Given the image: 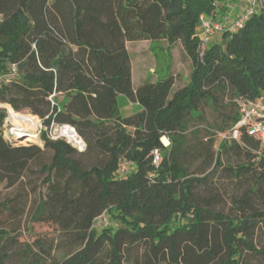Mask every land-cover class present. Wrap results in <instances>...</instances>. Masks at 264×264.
<instances>
[{
	"label": "trees",
	"instance_id": "trees-1",
	"mask_svg": "<svg viewBox=\"0 0 264 264\" xmlns=\"http://www.w3.org/2000/svg\"><path fill=\"white\" fill-rule=\"evenodd\" d=\"M259 1L243 27L203 47L200 18L216 12L217 0H0V104L45 128L69 125L87 146L79 152L47 132L43 148L12 145L0 109V185L16 187L53 151L40 168L48 191L32 220L59 234L33 235L19 249L26 208L17 198L0 202V264L16 248L21 264H264V144L246 127L239 141L218 144L240 121L241 104L264 97ZM161 40L182 44L189 83L174 91L169 74L134 88L127 42ZM58 95L67 101L58 104ZM120 97L142 110L123 116ZM205 105L230 108L209 132L199 128ZM88 157L101 160L87 167ZM224 188L227 212L219 209ZM104 214L122 225L98 232Z\"/></svg>",
	"mask_w": 264,
	"mask_h": 264
},
{
	"label": "rangeland",
	"instance_id": "rangeland-1",
	"mask_svg": "<svg viewBox=\"0 0 264 264\" xmlns=\"http://www.w3.org/2000/svg\"><path fill=\"white\" fill-rule=\"evenodd\" d=\"M217 10L211 16L216 22H220L226 28L231 27L235 20H239L248 9L251 7L250 0H217ZM222 14L224 15L222 17ZM227 17L230 20H227ZM224 19V20H223ZM2 20V16L0 15V21ZM222 40V33L216 34L214 37L210 39L209 43L221 42ZM129 51L131 53L133 59V66H134V86H139L146 82L150 81H157L161 78H165L169 74H173L176 77V85L174 91L185 87L189 81L190 76L192 73V63L189 59L188 55L186 54L182 44L180 42L170 46L169 43L165 40L157 41V42H136V43H129ZM62 98L55 99V102L58 104H62ZM226 103L224 106H226ZM64 106V105H63ZM9 105L0 104V109L5 111L7 119L4 126L5 136L7 137L10 135L12 130V124L10 123L9 116L13 119L15 116H27V117H17L20 120H26L28 123H39L36 125L33 123L34 127H38L37 129V141H25L26 139L19 140L16 146H30V145H37L40 147H44V143L42 141V136L46 133L47 129L45 128L43 121L29 111H22L17 112L19 114L9 112ZM12 108V107H11ZM133 109V108H132ZM203 114L205 117V123L200 125V129L208 131V129L214 128L216 124H219L221 121L220 113L225 111L228 113V110H214L211 106L205 105L203 107ZM222 110V111H221ZM25 114V115H20ZM124 116H127L129 113L126 110L122 111ZM31 116V117H28ZM33 117V118H32ZM11 119V120H12ZM19 122V121H18ZM23 123V122H21ZM197 124V123H193ZM11 128V129H10ZM209 132V131H208ZM212 133V132H211ZM52 137H57L58 132H51L50 134ZM21 138V136H18ZM170 143L169 138H165ZM67 141V139H65ZM163 141V140H162ZM264 144V143H263ZM170 147V146H169ZM53 157V151L47 150L45 155L43 156L40 162L34 163L31 167V170L27 173L24 180L17 185L16 187L10 188L8 187L7 183L4 182L0 185V202L4 201H11V205L15 204V198L18 199L20 203L23 204V207L26 208V215L23 218L20 229L17 234L20 235V243L21 246L19 249H23L26 245L32 243L33 235H44L49 241L54 240L57 241L59 234L54 230L52 227H48L42 225L40 223L33 222L32 217L36 211L37 206L40 204L42 200L46 199L47 196V189L48 185L44 183V179L46 174L40 173V168L45 164H50ZM100 157H93V158H85L84 164L85 166H91L92 164H96ZM226 160V158H224ZM236 160L233 159L232 162ZM127 164V163H126ZM126 164V167H128ZM123 168V167H122ZM130 168V167H129ZM128 168V169H129ZM122 173V171H121ZM226 184L227 183H223ZM221 186V184H219ZM221 196L224 197L226 204H222L219 209L224 211H229L231 209L229 203V196L225 192V188L221 191ZM122 225V222L119 220H114L109 214H104L95 223V230L98 232H102L106 228H113L117 230ZM16 225L7 226L8 230L15 227ZM257 243H264V230L260 231L259 237L257 239ZM18 248L13 250V256L9 260L8 264H21V260L19 256L15 255V251ZM55 257L60 260L61 259V252H55ZM166 264V263H162ZM255 264H261L259 262Z\"/></svg>",
	"mask_w": 264,
	"mask_h": 264
},
{
	"label": "built area",
	"instance_id": "built-area-1",
	"mask_svg": "<svg viewBox=\"0 0 264 264\" xmlns=\"http://www.w3.org/2000/svg\"><path fill=\"white\" fill-rule=\"evenodd\" d=\"M251 1V7L248 9L246 14H244L242 17H240L239 20H235L234 24L226 28L224 25H222L220 22H216L213 19V16H206L202 15L200 18V34L203 39V47H206L210 39L214 37L216 34L222 33L225 30L235 31L238 28L243 27L245 21L251 17L258 5L260 4L259 0H250ZM227 20H230V18L227 17ZM16 67L13 66V71H15ZM240 121L229 131H226L224 133H221L219 135L218 144L220 145L222 142H234L240 140V129L243 127H246L249 131V133L259 139L262 143H264V97L260 98L257 101H247L241 104L240 109ZM47 129L48 137L53 141L63 140L66 143H68L73 148L77 149L79 152H84L87 149L86 143L84 140L79 136L77 131L69 126V125H52L50 128ZM68 130H72L75 132V134L78 137V141H71L67 138L65 135V132ZM58 132V136L52 137L50 134L51 132ZM9 137V135L7 136ZM6 137V138H7ZM18 137V136H17ZM67 139V141L65 140ZM163 144L166 147L170 146V143H164ZM154 164L156 166L160 165L161 162V152L159 150L154 151ZM122 166L121 168L122 173H126L130 167L129 164H126Z\"/></svg>",
	"mask_w": 264,
	"mask_h": 264
},
{
	"label": "bare ground",
	"instance_id": "bare-ground-1",
	"mask_svg": "<svg viewBox=\"0 0 264 264\" xmlns=\"http://www.w3.org/2000/svg\"><path fill=\"white\" fill-rule=\"evenodd\" d=\"M11 119L12 118L9 116L10 123L12 124V127H13L10 134L16 135V136H28V138L25 140L27 142L28 141H37V129L39 127V123H36L33 121V123L38 125V127H34L33 123H28V122H26L25 119L20 120V119H17V117H14L12 120ZM21 122H23V123H21ZM65 135L71 141H74V142L78 141L77 135L72 130L66 131ZM163 142L168 143L167 139H165V138H163Z\"/></svg>",
	"mask_w": 264,
	"mask_h": 264
},
{
	"label": "crops",
	"instance_id": "crops-1",
	"mask_svg": "<svg viewBox=\"0 0 264 264\" xmlns=\"http://www.w3.org/2000/svg\"><path fill=\"white\" fill-rule=\"evenodd\" d=\"M226 1V0H225ZM224 15L222 14V17H223ZM224 20V19H223ZM141 42H144V41H141ZM145 42H149V41H145ZM129 43H136V42H127V44H126V47H127V50H128V52H129V54H130V58H131V64H132V80H134V66H133V59H132V56H131V53H130V51H129ZM142 85V84H141ZM141 85H139V86H141ZM133 86H134V83H133ZM139 86H134V88H138ZM60 98H62V102L64 103V102H66L67 101V97L66 96H64V95H58L57 96V99H60ZM119 104H120V111H121V114H122V111L123 110H126V111H128V115L127 116H130V115H132V114H134V113H137V112H139V111H141L142 110V108H141V106L139 105V104H133V103H131V102H129L125 97H120L119 98ZM133 108V109H132ZM123 115V114H122ZM124 116V115H123Z\"/></svg>",
	"mask_w": 264,
	"mask_h": 264
},
{
	"label": "water",
	"instance_id": "water-1",
	"mask_svg": "<svg viewBox=\"0 0 264 264\" xmlns=\"http://www.w3.org/2000/svg\"><path fill=\"white\" fill-rule=\"evenodd\" d=\"M28 136H21L17 137L16 135H12L10 134L9 137H7L6 139L12 144V145H17V143L19 142V140H23L26 139Z\"/></svg>",
	"mask_w": 264,
	"mask_h": 264
}]
</instances>
